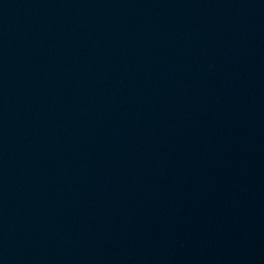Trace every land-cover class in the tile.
Listing matches in <instances>:
<instances>
[{
    "label": "water",
    "instance_id": "obj_1",
    "mask_svg": "<svg viewBox=\"0 0 264 264\" xmlns=\"http://www.w3.org/2000/svg\"><path fill=\"white\" fill-rule=\"evenodd\" d=\"M0 264H264V0H0Z\"/></svg>",
    "mask_w": 264,
    "mask_h": 264
}]
</instances>
